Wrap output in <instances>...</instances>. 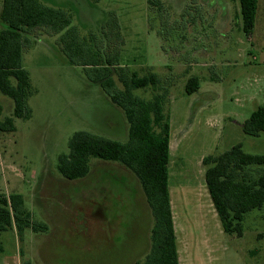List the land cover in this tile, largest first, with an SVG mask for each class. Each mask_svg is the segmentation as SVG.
<instances>
[{"label": "rangeland", "instance_id": "rangeland-1", "mask_svg": "<svg viewBox=\"0 0 264 264\" xmlns=\"http://www.w3.org/2000/svg\"><path fill=\"white\" fill-rule=\"evenodd\" d=\"M40 1L69 12L73 31L54 35L37 27L27 35L28 118L14 117L13 100L0 94L3 118L12 117L16 126L0 133V193L22 194L32 219L47 228L26 229L23 241L12 230L2 232L0 259L18 248L20 264H134L149 251L153 215L131 170L99 157L90 158L81 178L67 179L58 168L78 131L129 139L124 109L92 83L93 73L75 53L84 38L96 50L108 36L104 45L117 48L121 64L141 74L153 67L166 87L169 187L182 264H264V205L245 215L242 236L225 233L203 164L238 143L246 152L264 154V133L251 136L242 128L264 105V0H258L250 36L238 0ZM224 16L231 23L216 29L213 24H223ZM192 76L199 77L200 90L188 94ZM134 93L154 96L151 87ZM251 168L264 172V166ZM144 232L148 248L133 251ZM116 254L126 258H111Z\"/></svg>", "mask_w": 264, "mask_h": 264}, {"label": "trees", "instance_id": "trees-1", "mask_svg": "<svg viewBox=\"0 0 264 264\" xmlns=\"http://www.w3.org/2000/svg\"><path fill=\"white\" fill-rule=\"evenodd\" d=\"M238 1L243 30L250 36L255 26L258 0ZM71 23L69 12L44 5L40 0H1L0 94L13 100L14 117L30 116L27 98L31 82L23 66L27 35L37 27H42V32L44 27L54 35L71 33ZM107 37L96 50L88 47L84 38L82 45L75 44V53L80 56V64L93 73L92 83L105 89L111 100L124 109L129 122V139L121 142L78 131L70 139L69 152L59 156L58 168L67 179H77L88 174L91 157L121 162L138 177L153 215L149 251L135 264H180L169 187L171 124L166 109V87L153 67L141 74L121 64L119 51L107 46ZM150 87L154 93L150 99L134 93L136 89ZM199 90V77H190L186 92L193 94ZM3 112L0 102V133L16 131L13 118H3ZM242 128L251 136L264 133V105L251 113ZM203 164L206 186L224 232L242 236L245 215L264 205V172L259 174L251 168L264 166V154L246 152L242 143H238L221 154L205 157ZM29 228L40 231L47 226L32 219L22 194L0 193V234L12 230L18 240L23 241ZM3 251L0 240V253Z\"/></svg>", "mask_w": 264, "mask_h": 264}, {"label": "crops", "instance_id": "crops-1", "mask_svg": "<svg viewBox=\"0 0 264 264\" xmlns=\"http://www.w3.org/2000/svg\"><path fill=\"white\" fill-rule=\"evenodd\" d=\"M222 20H224L223 24H221V23H220V25L213 24L216 27V29H217V27L221 28V26H224V25H226L228 27V25L231 23L230 21H225V16H224V18L221 19V21ZM2 102H4V100ZM171 132H172V128H171ZM170 142H171V133H170ZM170 146H171V144H170ZM170 151H171V149H170ZM171 204H172V198H171ZM172 210H173V205H172ZM173 216H174V210H173ZM174 225H175V232H176V237H177L179 262H180V264H182V255H181V250H180L181 240H179L178 229L176 226L175 217H174ZM144 233L145 234L143 235L142 238L140 237L138 243H133V251H134V249H136V251H138L140 253L141 251H143V252L146 251V249L148 248V245H149L148 241L149 240H148V237L146 236V232H144ZM111 258H113V259H124V258H126V256H125V254H116L115 257H111ZM132 258L135 259V257H132ZM136 258H139V257H136ZM135 262H134V264H135ZM0 264H20L19 263V250H18V248L16 249V252L13 255H11V257L5 258L4 260L0 259Z\"/></svg>", "mask_w": 264, "mask_h": 264}]
</instances>
